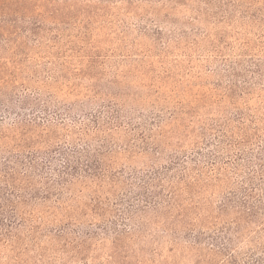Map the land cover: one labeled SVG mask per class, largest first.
I'll list each match as a JSON object with an SVG mask.
<instances>
[{"label":"trees","instance_id":"obj_1","mask_svg":"<svg viewBox=\"0 0 264 264\" xmlns=\"http://www.w3.org/2000/svg\"><path fill=\"white\" fill-rule=\"evenodd\" d=\"M220 7L229 9L227 2H220ZM17 20L9 26H16ZM144 25L138 26L142 32ZM0 28L3 31L4 25ZM150 30L153 38H165L159 44L163 49L180 43L172 38L174 29L155 25ZM30 31L32 27L17 33L10 47L0 41L6 53L0 54L1 227L13 223L16 210L6 215L1 202L13 191L41 180L69 187L79 183L106 188L111 196L104 201L115 203L130 218L137 213L142 218L155 215L156 224L168 235L160 238L156 230L139 225L144 250L165 244L190 264H264L263 58L243 53L241 58L221 60L215 70L227 78L226 90L234 99L225 95L228 104L201 118L195 110L168 111L159 97L146 109L137 104L136 96L115 90L113 85L121 83L116 78L107 85L65 84L62 97L54 87L60 75L40 83L37 69L31 76L25 71L17 40ZM249 95L258 103L249 104ZM241 98L244 106L232 101ZM180 114H188L189 121ZM175 124L174 141L163 142L167 127ZM118 133H127L133 141L117 145ZM120 151L142 152L162 161L110 171L104 160ZM118 185L122 187L117 191ZM210 186L219 188L220 198L213 207L207 198L198 206L196 195L211 192ZM100 230L119 233L116 225Z\"/></svg>","mask_w":264,"mask_h":264},{"label":"rangeland","instance_id":"obj_2","mask_svg":"<svg viewBox=\"0 0 264 264\" xmlns=\"http://www.w3.org/2000/svg\"><path fill=\"white\" fill-rule=\"evenodd\" d=\"M220 2H227L229 9ZM14 18L19 20L10 27ZM1 24L3 47L32 27L33 33L17 40L24 56L20 60L28 75L37 74L35 69L41 73L40 83L60 75L54 87L62 97L65 84L107 85L116 78L121 83L113 85L115 90L136 96L146 109L159 97L167 110H195L201 118L228 104L225 95L234 99L226 90L227 78L217 74L221 60L241 58L243 53L264 59V0H0ZM139 24H145V32ZM155 25L174 29L172 38L180 43L163 49L159 44L165 38H153L150 32ZM0 54L6 55L2 49ZM247 97L249 104L259 101ZM232 101L244 106L242 98ZM180 116L185 122L190 119L188 114ZM175 126L167 127L163 142L174 141ZM114 141L121 145L133 139L118 133ZM161 161L142 152L120 151L104 165L115 171ZM210 187L211 192L196 195L198 206L207 198L213 207L220 198L219 188ZM109 196L106 188L43 180L13 191L9 200H1L6 215L14 209L16 213L11 225L0 226V264H190L165 244L142 249L139 225L156 230L160 238L168 233L156 224L155 215L142 218L137 213L130 218L115 203L104 201ZM115 225L118 234L100 230Z\"/></svg>","mask_w":264,"mask_h":264}]
</instances>
